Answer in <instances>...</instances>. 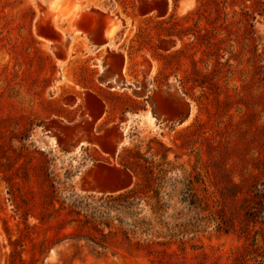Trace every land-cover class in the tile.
Masks as SVG:
<instances>
[{
  "label": "rangeland",
  "instance_id": "obj_1",
  "mask_svg": "<svg viewBox=\"0 0 264 264\" xmlns=\"http://www.w3.org/2000/svg\"><path fill=\"white\" fill-rule=\"evenodd\" d=\"M51 3L0 0V264H264V0ZM103 24L120 37L96 52L83 33ZM115 51L190 117L134 125L118 156L131 186L86 193L76 176L97 155L58 146L56 117ZM106 87L114 113L139 107Z\"/></svg>",
  "mask_w": 264,
  "mask_h": 264
},
{
  "label": "crops",
  "instance_id": "obj_2",
  "mask_svg": "<svg viewBox=\"0 0 264 264\" xmlns=\"http://www.w3.org/2000/svg\"><path fill=\"white\" fill-rule=\"evenodd\" d=\"M60 8L61 12L67 9L63 4ZM118 30L116 28L111 33L112 26L103 24L84 31L83 40L100 52L119 39ZM102 58L95 55L89 61L90 64L93 60L98 63L90 67L94 69L95 81L100 87H85L83 96L78 92L73 93L75 100L70 109L75 110V115L70 119L56 117L58 125L65 129L64 133L55 135L53 139L57 140L58 146L63 142L69 143L70 149L81 142L75 152L84 147L97 155V158H87V164L77 174V188L86 193L114 194L126 190L133 183L129 170L119 164L118 156L134 136V125L147 128L149 119L156 128L183 125L189 120L190 105L182 93L166 85H156L152 80H146L143 85L131 83L129 80L135 66L125 51H115L111 61ZM105 86L108 89L127 90L139 107L114 113L103 95L102 88ZM55 147L50 143L48 148L55 151Z\"/></svg>",
  "mask_w": 264,
  "mask_h": 264
},
{
  "label": "bare ground",
  "instance_id": "obj_3",
  "mask_svg": "<svg viewBox=\"0 0 264 264\" xmlns=\"http://www.w3.org/2000/svg\"><path fill=\"white\" fill-rule=\"evenodd\" d=\"M49 1V0H48ZM51 2V0H50ZM52 4V3H51ZM54 9H61L60 8V4L58 3V0H53V4H52Z\"/></svg>",
  "mask_w": 264,
  "mask_h": 264
},
{
  "label": "water",
  "instance_id": "obj_4",
  "mask_svg": "<svg viewBox=\"0 0 264 264\" xmlns=\"http://www.w3.org/2000/svg\"><path fill=\"white\" fill-rule=\"evenodd\" d=\"M80 143L81 142H78L76 145H74L71 151L74 152L77 149V147L80 145Z\"/></svg>",
  "mask_w": 264,
  "mask_h": 264
}]
</instances>
